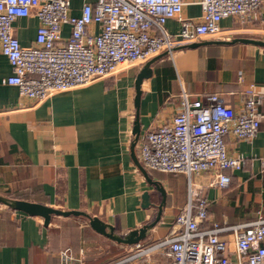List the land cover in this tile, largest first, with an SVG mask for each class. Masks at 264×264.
Instances as JSON below:
<instances>
[{
    "label": "crops",
    "instance_id": "obj_1",
    "mask_svg": "<svg viewBox=\"0 0 264 264\" xmlns=\"http://www.w3.org/2000/svg\"><path fill=\"white\" fill-rule=\"evenodd\" d=\"M184 1L183 17L201 22L200 0ZM86 2L96 0H71L73 15L80 16ZM14 27L22 46L36 43L37 18L19 19ZM165 30L176 34L179 23L169 20ZM69 34L65 26L64 36ZM235 39L264 40V0L251 23L228 17L217 36L161 53L167 54L152 64L138 107L137 76L161 54L86 87L37 101L21 97L15 86L3 85L14 70L0 50V196L84 212L121 237L155 222L165 200L160 221L141 242L165 238L189 202V176L144 167L148 176L142 172L133 158L137 116L141 138L181 110L184 93L190 101L218 94L235 111L251 94L261 100L264 116V48L228 43ZM194 43L203 45L185 47ZM226 144L230 155L245 159L243 169L225 171L230 185L214 186L210 172L191 179L207 201L202 229L211 230L215 224L222 228L219 236L235 263L233 228L264 219V118L254 140L237 141L229 135ZM134 153L139 161L136 145ZM111 243L116 242L94 231L84 216H52L46 225L40 217L0 204V264H111L126 254L108 249Z\"/></svg>",
    "mask_w": 264,
    "mask_h": 264
},
{
    "label": "built area",
    "instance_id": "obj_2",
    "mask_svg": "<svg viewBox=\"0 0 264 264\" xmlns=\"http://www.w3.org/2000/svg\"><path fill=\"white\" fill-rule=\"evenodd\" d=\"M185 4L184 0H96L84 3L81 15L75 16L71 0H0V50L14 70L2 83L17 87L21 97L45 101L165 51L172 53L178 44L217 36L225 18L249 24L260 15L263 0H200L199 23L183 17ZM30 17L39 20L37 39L24 47L14 25ZM169 20L179 23L176 34L165 30ZM65 26L70 27L68 37ZM260 105L261 100L250 94L235 111L218 94L190 101L184 93L181 110L138 139L144 168L189 176V202L169 235L156 243L128 246L126 254L111 264H264V219L233 228L237 255L233 263L228 244L219 236L222 228L215 224L211 230L202 229L207 201L191 179L210 172L214 186L230 185L225 171L243 169L245 159L229 154L226 138L254 140L264 118Z\"/></svg>",
    "mask_w": 264,
    "mask_h": 264
},
{
    "label": "water",
    "instance_id": "obj_3",
    "mask_svg": "<svg viewBox=\"0 0 264 264\" xmlns=\"http://www.w3.org/2000/svg\"><path fill=\"white\" fill-rule=\"evenodd\" d=\"M238 42L264 48V40L235 39L232 42H228V43L235 44ZM201 45H203V44L194 43V44L187 45L185 47L186 48H196V47H199ZM166 54L167 53L161 54V55L151 59L149 62H147L145 64V66L143 67L141 72L138 74L137 80H136V105H137V107L139 106L140 97H141V85H142L144 79L149 74L152 64H154L158 59L162 58ZM134 133L136 134V142H137L139 139V136H140L139 116H137ZM136 142L133 144V158H134L137 166L142 170V172L146 176H148L146 173V170L143 168L141 163L137 160L136 155L134 153V147L136 145ZM159 190L164 195L163 189H161L159 187ZM0 204L5 205V206H7L13 210L23 212L29 216L40 217V218L44 219V222L46 225H48L50 223L52 216H65V217L72 216V215L84 216V217L89 219L90 226L98 234H101V235L111 239L112 241L118 243V244L125 245V246H132V245H135V244L140 243L141 241L145 240L147 238L148 231L152 230L157 225V223L160 221L161 215L163 212V206L165 204V200H163L162 205L159 206V214H158V217L155 220V222H153L152 224H149V225H145L144 227H142L139 230L132 231L126 237H121V236L115 234V230L112 226L105 224L99 218L91 217L84 212L62 211V210L54 209V208H51V207H48V206H45V205H42L39 203L28 202V201H23V200L8 199V198L2 197V196H0Z\"/></svg>",
    "mask_w": 264,
    "mask_h": 264
},
{
    "label": "rangeland",
    "instance_id": "obj_4",
    "mask_svg": "<svg viewBox=\"0 0 264 264\" xmlns=\"http://www.w3.org/2000/svg\"><path fill=\"white\" fill-rule=\"evenodd\" d=\"M112 245H109V246H111V247H108V249L110 248V250L112 249H118V253H121V254H123V252H125L126 251V249L125 248H122V249H119V248H121V245H117L116 243H111ZM120 246V247H119ZM107 249V248H106ZM84 264H86L85 262H83Z\"/></svg>",
    "mask_w": 264,
    "mask_h": 264
}]
</instances>
